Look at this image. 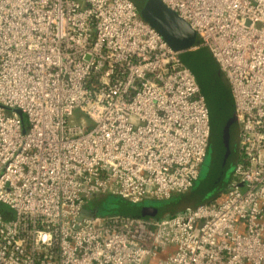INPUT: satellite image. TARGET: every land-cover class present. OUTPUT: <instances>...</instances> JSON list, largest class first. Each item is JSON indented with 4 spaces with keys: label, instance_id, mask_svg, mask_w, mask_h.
<instances>
[{
    "label": "built area",
    "instance_id": "built-area-1",
    "mask_svg": "<svg viewBox=\"0 0 264 264\" xmlns=\"http://www.w3.org/2000/svg\"><path fill=\"white\" fill-rule=\"evenodd\" d=\"M161 1L230 82L229 186L171 216L99 215L98 197L193 186L201 88L133 0H0V264H264V0Z\"/></svg>",
    "mask_w": 264,
    "mask_h": 264
},
{
    "label": "water",
    "instance_id": "water-1",
    "mask_svg": "<svg viewBox=\"0 0 264 264\" xmlns=\"http://www.w3.org/2000/svg\"><path fill=\"white\" fill-rule=\"evenodd\" d=\"M140 14L180 52V61L197 80L209 114L206 173L186 193L163 201L165 211L174 215L210 203L229 186L239 160L240 126L230 82L209 48L193 49L199 39L191 25L161 0H147ZM17 112L22 115L21 110ZM196 187L199 189L194 191ZM84 214L92 213L84 210Z\"/></svg>",
    "mask_w": 264,
    "mask_h": 264
},
{
    "label": "trees",
    "instance_id": "trees-1",
    "mask_svg": "<svg viewBox=\"0 0 264 264\" xmlns=\"http://www.w3.org/2000/svg\"><path fill=\"white\" fill-rule=\"evenodd\" d=\"M105 200H111L112 203H114L112 205V208H114V212L124 215L142 218H161L165 216H171V214H168L165 211L163 201L145 199L144 201L139 203H131L117 195H105L103 197H98V206L96 207L95 211L99 212V210L101 209V202L104 203Z\"/></svg>",
    "mask_w": 264,
    "mask_h": 264
},
{
    "label": "rangeland",
    "instance_id": "rangeland-1",
    "mask_svg": "<svg viewBox=\"0 0 264 264\" xmlns=\"http://www.w3.org/2000/svg\"><path fill=\"white\" fill-rule=\"evenodd\" d=\"M136 6L138 7L139 11H141L144 7V4L146 3L147 0H133ZM76 118H81V114L79 112L76 113ZM207 163H209V156H206V160L204 165L202 166L201 170V176H204L206 173V168H207ZM199 187H196L194 191L198 190ZM100 210L98 212L99 215H107V214H113L116 213L114 212V208H112V203L111 200H105L104 203L101 202ZM112 210V211H111Z\"/></svg>",
    "mask_w": 264,
    "mask_h": 264
}]
</instances>
